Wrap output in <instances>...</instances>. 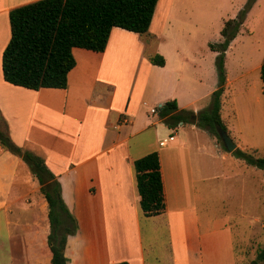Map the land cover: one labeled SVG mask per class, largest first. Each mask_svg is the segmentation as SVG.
<instances>
[{"label":"crops","instance_id":"obj_1","mask_svg":"<svg viewBox=\"0 0 264 264\" xmlns=\"http://www.w3.org/2000/svg\"><path fill=\"white\" fill-rule=\"evenodd\" d=\"M35 1L0 0V133L40 157L57 181L61 200L77 223L66 241V264H148L160 230L170 249V264H202L197 209L204 191L198 186L211 179L225 180L221 165L232 154L196 121L179 133L185 123L168 128L158 112L150 113L168 101L176 102L177 112L189 111L193 103V79H171L176 72L168 61L185 60L194 68L191 57L179 53L173 40L167 52L161 51L171 14L164 8L167 14L158 20L159 35L152 40L164 66L150 64L149 69L158 68L170 79H125L122 67L131 47L144 55L143 35L113 28L102 53L72 49L75 66L64 90L32 91L3 81L1 57L10 37V11ZM163 2L172 8L181 0ZM230 45L224 52L221 99L231 83L225 66ZM147 90L153 102L136 104V95L139 99ZM141 106L146 108L143 112ZM199 112L193 109L190 114ZM220 118L225 126L221 108ZM226 133L230 137L227 129ZM152 152L158 156L165 208L146 217L139 207L133 162ZM262 184L254 205L264 208ZM39 187L21 158L0 146V264H50L47 204ZM142 223L148 228L150 253L144 249Z\"/></svg>","mask_w":264,"mask_h":264},{"label":"rangeland","instance_id":"obj_2","mask_svg":"<svg viewBox=\"0 0 264 264\" xmlns=\"http://www.w3.org/2000/svg\"><path fill=\"white\" fill-rule=\"evenodd\" d=\"M164 8L171 15L161 51L167 52L173 40L179 53L191 57L188 60L194 65L191 68L185 60H179V64L168 57L170 69L176 72L171 79H193L194 98L188 113L193 109L202 111L209 108L211 93L216 89L215 56L208 45L222 42L223 38L219 42L220 31L225 21L242 19V26L231 41L225 63L231 83L226 86L221 99V117L240 150L255 158H264V99L258 70L264 60V0H181L172 8L169 3L159 0L151 30L140 38L146 40L143 41L144 55L140 48L131 47L132 51L122 67L125 79H170L158 68L149 71V58L156 54L152 40L160 31L157 22L167 14H164ZM141 94L139 99L136 95V104L153 102L150 90ZM187 102L182 100V104ZM144 109L141 106L142 112ZM197 114H188V122L184 127L179 126L177 131L181 133L188 129L197 120ZM221 167L226 174L225 180L211 179L198 186L204 191L203 202L197 209L202 224L201 262L246 264L264 246V208L254 205L255 196L264 182V171L248 166L234 156L223 162ZM141 230L145 252L150 253L148 228L143 223ZM158 241L149 254L148 264H170V249L161 230Z\"/></svg>","mask_w":264,"mask_h":264},{"label":"trees","instance_id":"obj_3","mask_svg":"<svg viewBox=\"0 0 264 264\" xmlns=\"http://www.w3.org/2000/svg\"><path fill=\"white\" fill-rule=\"evenodd\" d=\"M157 2L158 0H37L11 10L10 37L1 57L3 81L32 91L64 90L67 75L75 66L73 48L102 53L113 28L144 35L148 31ZM241 26L240 18L225 21L220 31L222 42L208 45L210 51L217 53L214 61L217 84L211 93L209 108L200 111L196 120V125L215 137L222 149L224 147L216 128L226 131L220 118L226 75L224 52ZM149 63L163 67L164 59L155 54L149 58ZM259 79L264 99V60L259 66ZM157 109L159 117L168 128L188 122L187 115L190 113L177 112L174 100L165 102ZM0 146L20 157L36 178L39 191L47 204L50 264H66V241L76 232L77 223L61 200L57 181L40 157L14 146L2 133ZM231 154L246 165L264 171V158H255L239 149ZM133 170L142 214L146 217L159 215L165 204L157 154L152 152L136 159ZM247 264H264V246L257 250L255 257Z\"/></svg>","mask_w":264,"mask_h":264},{"label":"water","instance_id":"obj_4","mask_svg":"<svg viewBox=\"0 0 264 264\" xmlns=\"http://www.w3.org/2000/svg\"><path fill=\"white\" fill-rule=\"evenodd\" d=\"M161 105L158 106L160 108ZM219 140L224 147L225 151L228 153H232L234 150H236V145L233 143L231 138L228 136L226 131L222 130L221 128L217 127L216 128Z\"/></svg>","mask_w":264,"mask_h":264},{"label":"built area","instance_id":"obj_5","mask_svg":"<svg viewBox=\"0 0 264 264\" xmlns=\"http://www.w3.org/2000/svg\"><path fill=\"white\" fill-rule=\"evenodd\" d=\"M156 112H158L157 107L150 109V113H156ZM171 139H172V137H169V140H171Z\"/></svg>","mask_w":264,"mask_h":264}]
</instances>
